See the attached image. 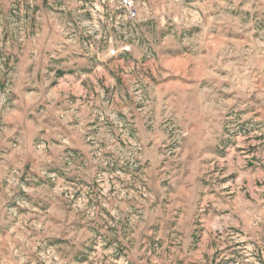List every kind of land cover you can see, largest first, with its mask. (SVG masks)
<instances>
[{
	"label": "rangeland",
	"instance_id": "374dc122",
	"mask_svg": "<svg viewBox=\"0 0 264 264\" xmlns=\"http://www.w3.org/2000/svg\"><path fill=\"white\" fill-rule=\"evenodd\" d=\"M131 1L0 0V264H264V0Z\"/></svg>",
	"mask_w": 264,
	"mask_h": 264
},
{
	"label": "crops",
	"instance_id": "0c3cea01",
	"mask_svg": "<svg viewBox=\"0 0 264 264\" xmlns=\"http://www.w3.org/2000/svg\"><path fill=\"white\" fill-rule=\"evenodd\" d=\"M79 4H81V7H77L78 4H74V1H72L69 10L65 11V13H62V8H56L58 11V16H61V20L56 24V26L53 27L52 25L53 31L58 34L56 36L58 38L61 37L57 41V48H65L68 51L70 50L69 52L78 54L81 57L88 55L90 52L97 55L104 54L106 48V46L103 44L104 41L102 39L100 40V38L97 36L95 37L94 35H89L84 27L85 23H88L92 20L91 14L89 13L91 10L84 6L82 2H79ZM103 9L104 8H102V10ZM100 20L102 23H105V15H100ZM61 22L63 23L62 27L59 26ZM114 26H116V22L114 23ZM62 36H64V38H62ZM90 48L92 50H90ZM83 65L84 64L82 63V69L85 67ZM79 73L80 71H78L76 74Z\"/></svg>",
	"mask_w": 264,
	"mask_h": 264
},
{
	"label": "built area",
	"instance_id": "2783aa9c",
	"mask_svg": "<svg viewBox=\"0 0 264 264\" xmlns=\"http://www.w3.org/2000/svg\"><path fill=\"white\" fill-rule=\"evenodd\" d=\"M124 3L128 9V16L130 18H136V14H135V9L133 7L132 1L131 0H124ZM116 51L113 50L112 54H114Z\"/></svg>",
	"mask_w": 264,
	"mask_h": 264
}]
</instances>
